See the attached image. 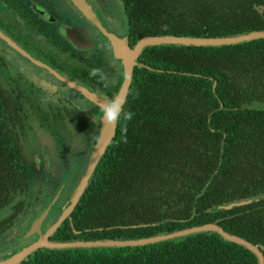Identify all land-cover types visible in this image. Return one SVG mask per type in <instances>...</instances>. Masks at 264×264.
Here are the masks:
<instances>
[{
	"label": "trees",
	"instance_id": "16d2710c",
	"mask_svg": "<svg viewBox=\"0 0 264 264\" xmlns=\"http://www.w3.org/2000/svg\"><path fill=\"white\" fill-rule=\"evenodd\" d=\"M130 42L264 30V0H121ZM255 6H261L256 10ZM125 111L86 188L50 241L133 240L216 223L264 255V38L221 46L148 45ZM0 208L15 178L1 166ZM126 128V132H125ZM126 140V142H125ZM261 196L231 209L226 201ZM53 219V218H52ZM20 264H258L202 231L146 245L37 248Z\"/></svg>",
	"mask_w": 264,
	"mask_h": 264
},
{
	"label": "flooded vegetation",
	"instance_id": "af4514ba",
	"mask_svg": "<svg viewBox=\"0 0 264 264\" xmlns=\"http://www.w3.org/2000/svg\"><path fill=\"white\" fill-rule=\"evenodd\" d=\"M84 2L85 9L74 0H0L2 118L9 125L1 166L15 178L11 202L0 208V260L18 248L25 224L57 198L60 206L79 181L101 132L97 105L120 92L126 75L109 39L126 40L130 49L136 44L121 0ZM93 68L111 83L92 77ZM80 103L89 109L78 112ZM52 214L46 231L57 221L58 212Z\"/></svg>",
	"mask_w": 264,
	"mask_h": 264
},
{
	"label": "water",
	"instance_id": "95a60500",
	"mask_svg": "<svg viewBox=\"0 0 264 264\" xmlns=\"http://www.w3.org/2000/svg\"><path fill=\"white\" fill-rule=\"evenodd\" d=\"M81 8L85 9L84 0H74ZM4 39H7L4 35H1ZM264 38V30H255L241 34H235L231 36H215V37H198V36H178V35H153L145 36L136 42L133 48H129L126 40L119 39L114 36H109L111 42L114 43L115 51L124 62L126 75L120 89L119 94L126 96L128 85L130 82L131 70L133 64H135V59L138 57L142 49L148 45H194V46H221V45H231L245 41H251L253 39ZM10 41L9 39H7ZM80 91L86 93L90 97L93 94L86 92L82 87L75 86ZM116 132L115 126H103L101 123V132L95 147L85 165V168L79 178V181L73 185L69 190L67 196L63 197V203L58 206V198L51 202V204L45 210L40 211L31 222L30 230L24 237H30L29 235L35 234L37 238H34L30 243H23L20 247L12 251L6 258L0 260V264H17L18 262L25 259L29 254H31L38 247H46L49 249H65L72 247H120V246H136V245H146L148 243H154L162 240H167L170 238L183 236L187 234L202 232V231H214L222 236L225 240L237 243L250 251H252L258 260V264H264V255L259 249L258 245L252 244L251 242L245 240L244 238L229 233L225 231L218 224L205 223L197 226H192L178 231H173L169 233H164L160 235H154L145 238H138L133 240H119V239H104V240H94V241H72V242H55L47 239L50 232H53L62 222L64 217L68 216L71 210L75 207L80 196L82 195L84 189L86 188L91 176L93 175L101 157L105 153L107 147L112 141ZM64 194V193H63ZM59 195V194H58ZM61 195V194H60ZM261 196L246 197L242 199L226 201L224 203L217 204L215 206L216 210L231 209L236 206L251 203L253 201L259 200ZM57 205V206H56ZM58 212L57 221L48 229V231H42V224L50 210Z\"/></svg>",
	"mask_w": 264,
	"mask_h": 264
},
{
	"label": "clouds",
	"instance_id": "9594fccd",
	"mask_svg": "<svg viewBox=\"0 0 264 264\" xmlns=\"http://www.w3.org/2000/svg\"><path fill=\"white\" fill-rule=\"evenodd\" d=\"M255 7L256 10H260L261 8V6ZM90 75L92 77H99L100 80L105 81L106 83H111L110 81H108L107 76L100 68H93L90 72ZM125 103L126 98L119 93H115L111 97L105 98L101 104L97 105L98 115H94V122L96 124L102 123L103 126H115L122 120L124 122L130 121L133 117V113L131 111H125ZM77 107L78 112L86 111L89 109V107L83 103L78 104Z\"/></svg>",
	"mask_w": 264,
	"mask_h": 264
},
{
	"label": "rangeland",
	"instance_id": "374dc122",
	"mask_svg": "<svg viewBox=\"0 0 264 264\" xmlns=\"http://www.w3.org/2000/svg\"><path fill=\"white\" fill-rule=\"evenodd\" d=\"M30 141H31V139H30ZM37 143H38V142H36V144H37ZM80 177H81V176H80ZM72 187H73V186L69 187V188L67 189L66 193H68L69 190H70ZM66 193H64V195L62 196V199H63V197L65 198V197L67 196ZM50 204H51V202H50ZM56 206H57V205H56ZM52 211H53V209L50 210L49 212H52ZM53 215H54V214H52L51 216H47V217H46V219L44 220V222H43V224H42V231H45V227H46L47 224H49V223L51 222V219H52ZM31 222H32V220H31L30 222H27V223L25 224L23 230L21 231V233H20V240H19V246H18V247H20L23 243H26V242L30 243L32 240H34V238H37V236H36L35 234H33V235H29L30 237H24V236L27 235V232L30 230Z\"/></svg>",
	"mask_w": 264,
	"mask_h": 264
}]
</instances>
